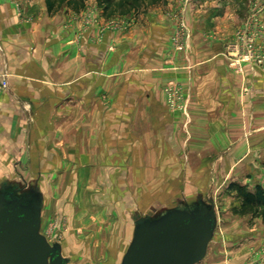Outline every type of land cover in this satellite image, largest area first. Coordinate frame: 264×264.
Returning <instances> with one entry per match:
<instances>
[{
	"label": "crops",
	"instance_id": "crops-1",
	"mask_svg": "<svg viewBox=\"0 0 264 264\" xmlns=\"http://www.w3.org/2000/svg\"><path fill=\"white\" fill-rule=\"evenodd\" d=\"M244 1L85 0L50 14L46 0H0V178L46 177L42 221L51 202L117 197L143 214L197 173L216 210L229 182L264 186V65L239 57L264 38V6L255 24ZM169 84L184 110L168 107ZM228 243L198 264H250L253 245Z\"/></svg>",
	"mask_w": 264,
	"mask_h": 264
},
{
	"label": "water",
	"instance_id": "water-1",
	"mask_svg": "<svg viewBox=\"0 0 264 264\" xmlns=\"http://www.w3.org/2000/svg\"><path fill=\"white\" fill-rule=\"evenodd\" d=\"M44 175L0 178V264H69L57 240L42 234ZM131 241L120 264H198L215 238L218 214L212 193L177 197L171 206L131 213Z\"/></svg>",
	"mask_w": 264,
	"mask_h": 264
},
{
	"label": "rangeland",
	"instance_id": "rangeland-1",
	"mask_svg": "<svg viewBox=\"0 0 264 264\" xmlns=\"http://www.w3.org/2000/svg\"><path fill=\"white\" fill-rule=\"evenodd\" d=\"M244 4L251 5L250 16H252L254 13L255 15L257 14L253 10L254 5L257 4L263 8L264 0H245ZM244 6L242 5V7ZM262 12L258 14H262ZM258 16L257 19H259ZM21 173L26 179L36 177L35 171ZM205 175L206 173H197L195 175L197 180H194L193 187L181 193L179 192L178 195L188 196L196 193L199 190L197 184L201 182L199 179ZM10 176L18 178L19 175L10 172ZM232 183L241 185V183L236 181L229 182L226 184L227 186L219 189L217 193L219 197L217 205L219 219L215 238L211 241L208 251H212L217 245L228 248L230 245L228 242L233 238H237L240 243L246 242L253 245L252 257L258 245L264 242V237L260 234L264 232V207L243 206L238 191L228 187ZM202 185L200 188L203 192L209 193L210 188L204 182ZM242 186L250 190L245 185ZM259 186L264 189V186ZM254 190L255 188L250 191ZM50 193L48 188V195ZM169 199L163 202L167 203ZM82 200H85V198H82ZM173 204L174 201H169L167 204L160 203V205L167 206ZM47 206L49 208H47L42 221L41 232L47 237L49 242L57 240L61 243L63 256L71 258L69 264H120L122 256L131 241L133 230V221L128 211L129 206L120 197L114 198L106 204L96 203L94 206L102 208L103 211L99 214L95 213V215L91 211L94 206L90 203L81 202V204H73L71 208H67L66 204L51 202ZM224 211H229L228 213L232 215H227ZM236 230L241 234L238 235L232 232Z\"/></svg>",
	"mask_w": 264,
	"mask_h": 264
},
{
	"label": "built area",
	"instance_id": "built-area-1",
	"mask_svg": "<svg viewBox=\"0 0 264 264\" xmlns=\"http://www.w3.org/2000/svg\"><path fill=\"white\" fill-rule=\"evenodd\" d=\"M254 11H262V7L257 4L254 5ZM255 13L251 16L254 23L258 22L257 16ZM239 38H243L240 37ZM240 59L243 62L256 63L258 65H264V38L252 34L247 37V41L244 47V50L240 54ZM240 60H237L236 63L239 65ZM8 87V75L5 73L0 74V89H6ZM166 94L167 105L170 109H182L184 106L180 104V91L177 87L172 84L167 85L164 88ZM250 264H264V242L253 252L251 257Z\"/></svg>",
	"mask_w": 264,
	"mask_h": 264
},
{
	"label": "trees",
	"instance_id": "trees-1",
	"mask_svg": "<svg viewBox=\"0 0 264 264\" xmlns=\"http://www.w3.org/2000/svg\"><path fill=\"white\" fill-rule=\"evenodd\" d=\"M154 2L157 0H153ZM160 1V0H159ZM66 3L73 9H80L85 5V0H46L50 14L57 12L61 5ZM145 3V0H98L99 6L104 10L123 11L124 9L138 8ZM229 188L236 189L241 198L243 206L264 207V189L257 186L254 191L245 189L242 185L232 183Z\"/></svg>",
	"mask_w": 264,
	"mask_h": 264
}]
</instances>
